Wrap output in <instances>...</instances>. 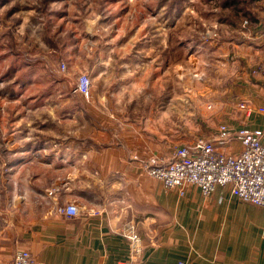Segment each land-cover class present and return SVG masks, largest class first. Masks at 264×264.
Wrapping results in <instances>:
<instances>
[{
	"label": "crops",
	"instance_id": "crops-1",
	"mask_svg": "<svg viewBox=\"0 0 264 264\" xmlns=\"http://www.w3.org/2000/svg\"><path fill=\"white\" fill-rule=\"evenodd\" d=\"M153 44L149 49L157 52ZM92 45L88 74L93 87L87 107L79 105L72 116L80 126L81 112L87 113L82 121L88 120L92 127V133L86 134L87 148L73 155L80 161L69 167L66 176L59 168L35 170L30 157L21 173L25 182L11 175L14 184L12 178L5 184L6 189L18 191H54L61 206L75 204L80 215L69 218L54 209L34 219L27 210L12 214L16 219L0 225V264H12L18 251H29L37 264H125L131 256L125 234L132 223L142 239L141 259L152 264H264V208L223 187L211 196H204L197 186L167 191L160 180L148 175L141 161L134 160L171 158L177 149L173 133L163 134L160 129L162 112L175 111L174 89H167L168 102L161 100V80L169 79L171 60H176L171 57L173 42H168V72L161 71L154 54L147 68L138 63L127 66L128 62L104 53L103 43ZM141 46L139 42L136 54L145 55L148 49ZM231 50L236 52V71L229 72L232 78L215 71V80L222 84L211 93L213 114L200 122L202 131L193 135L189 145L199 139L215 141L221 124L235 130L263 128L260 114L248 117L233 102L264 104V76L252 74L255 66L264 63V40L232 44ZM51 51L55 63L65 61L62 51ZM230 80L231 87H225ZM65 107L57 104L56 111L64 115L69 111ZM241 150L238 142L219 146L226 154ZM25 152L29 157L30 151ZM18 169L11 166L7 171ZM32 198L22 203L25 209Z\"/></svg>",
	"mask_w": 264,
	"mask_h": 264
},
{
	"label": "rangeland",
	"instance_id": "rangeland-1",
	"mask_svg": "<svg viewBox=\"0 0 264 264\" xmlns=\"http://www.w3.org/2000/svg\"><path fill=\"white\" fill-rule=\"evenodd\" d=\"M263 40L264 0H0V225L23 210L34 219L61 207L54 191L32 193L5 184L11 175L25 182L21 173L30 157L35 170L53 167L65 174L80 161L73 155L87 148L92 127L82 121L87 113L81 112L80 126L73 122V109L88 104L75 88L79 75L88 74L94 42L127 66L147 68L154 54L162 72L169 70L173 42L176 60L169 79L161 80V100L168 102L167 89H174L175 111H161L166 127L160 129L171 131L179 148L189 146L202 131L200 122L213 114L211 93L222 84L216 74L232 78L229 72L236 71L232 44ZM139 42L148 49L145 55L136 54ZM152 43L157 52L149 49ZM52 48L63 52V63L51 60ZM63 103L69 111L60 115L56 108ZM11 166L18 171L9 173ZM30 195L32 205L25 209Z\"/></svg>",
	"mask_w": 264,
	"mask_h": 264
},
{
	"label": "built area",
	"instance_id": "built-area-1",
	"mask_svg": "<svg viewBox=\"0 0 264 264\" xmlns=\"http://www.w3.org/2000/svg\"><path fill=\"white\" fill-rule=\"evenodd\" d=\"M66 65L61 66L65 70ZM264 75V64L254 71V75ZM93 87V78L80 74L76 92L89 98ZM235 108L248 117L260 114L263 128L256 130H235L227 125L219 127L215 141L200 140L193 145L179 147L171 158L153 156L143 161L149 176L160 180L167 191L179 189L183 192L187 186H197L204 196H211L218 187L228 188L231 194L250 204L264 208V104L254 106L241 101ZM238 142L242 150L238 154H226L219 146ZM137 159V158H136ZM58 214L69 218L80 215L75 204L57 208ZM135 223L125 234L130 245V260L125 264H152L141 259L142 239L135 231ZM12 264H37L29 251H18ZM178 264H187L184 261Z\"/></svg>",
	"mask_w": 264,
	"mask_h": 264
},
{
	"label": "water",
	"instance_id": "water-1",
	"mask_svg": "<svg viewBox=\"0 0 264 264\" xmlns=\"http://www.w3.org/2000/svg\"><path fill=\"white\" fill-rule=\"evenodd\" d=\"M76 88H77V85H76ZM76 88H75V90H76Z\"/></svg>",
	"mask_w": 264,
	"mask_h": 264
}]
</instances>
